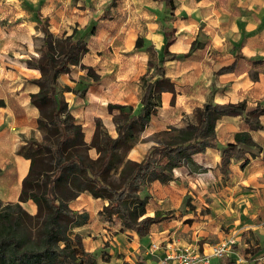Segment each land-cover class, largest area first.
Returning a JSON list of instances; mask_svg holds the SVG:
<instances>
[{"label": "rangeland", "instance_id": "1", "mask_svg": "<svg viewBox=\"0 0 264 264\" xmlns=\"http://www.w3.org/2000/svg\"><path fill=\"white\" fill-rule=\"evenodd\" d=\"M17 2L20 6L17 4L16 9L0 13V54L5 56L0 57V82H3L0 117L6 118L4 110L8 102L4 98H10L5 94V84L17 81L19 76L25 82L40 76L37 69L28 68L27 61L39 56L37 51L42 34L36 28L35 17L38 14L50 16L52 26L68 27L57 31L50 28V23L49 30L54 36H81L88 47L80 64L70 67V72L63 75L64 82L59 81V87L67 85L72 89L64 93V97H72L73 103L64 101L82 126L85 144L76 152L85 162L90 163L98 157L96 150L90 147L96 122L101 131L99 141L103 139L102 134L110 138L117 136L118 124L123 121L120 119L119 122L118 111H111L109 106L130 108L131 114L141 112V78L154 77V71L148 68L146 48L152 45L160 52L164 38L156 41L155 34L162 33L163 25L172 29L175 37L168 53L178 57L168 58L163 63L166 76L175 85V93L162 94L157 115L134 134L132 148L124 156L125 160L139 162L151 146L176 136L174 129L195 124L196 110L203 109L208 102H244L248 108L264 104V66L258 60L252 63L242 60L240 50L245 34L239 27L234 30L235 24L231 22L221 23L219 27L208 26L213 16L204 15L200 21L201 17L197 15L198 22L190 26V18L194 15L180 14L175 2L170 10L158 0ZM3 5L1 3L0 7ZM88 5L94 12H90ZM103 12L108 18L101 21ZM215 37L222 44L218 48L212 46ZM138 40L142 41V48H136ZM188 52L190 55L183 57ZM227 66H233L230 72L217 73ZM30 117L22 121L17 118L14 128L6 120L0 123V211L11 214L19 211L14 206L17 200L11 201L14 187L10 188L16 181L11 176L16 164L15 155L25 145V136L28 140L42 139L37 119L36 132H18L19 128L32 123L33 120H26ZM259 121L262 129L256 131L249 130L239 117L224 116L215 124L220 148L233 143L235 133L241 131H248L258 145L249 149L242 175L237 163H230L227 174L220 173L218 151L207 149L192 158L193 164L174 170V180L151 183L139 191V197L147 203L144 217L156 214L160 217V222L150 227L154 234L150 242L166 243L165 246L171 243L175 247L193 246L201 251L220 241L235 240L231 252L217 261L212 260L211 264H227L228 260L238 264H264V205L256 200L258 185L252 187L255 178L251 175L258 171V164L264 166V117ZM119 152L122 154V150ZM119 172L118 166L109 175L115 185L119 183ZM249 178L253 180H246ZM65 185L58 194L66 199L71 187ZM67 203L70 209L87 213L88 220L79 226L62 223L61 230L65 234L68 230L80 234L84 249L96 254L98 264H139L146 244L140 243L141 239L135 238L130 230L122 229L117 220L106 222L102 219L99 212L108 204L106 199L94 201L92 196L82 193ZM6 205L11 207H4ZM21 207L29 216L36 214V209L32 212L26 204ZM29 216H24L26 228L30 230L28 236L36 240L38 237L32 229L36 221ZM138 241L140 247L136 248Z\"/></svg>", "mask_w": 264, "mask_h": 264}, {"label": "trees", "instance_id": "2", "mask_svg": "<svg viewBox=\"0 0 264 264\" xmlns=\"http://www.w3.org/2000/svg\"><path fill=\"white\" fill-rule=\"evenodd\" d=\"M158 1L170 10L174 8V0ZM107 18L103 13L101 19ZM36 28L42 34L37 51L39 56L28 60L27 65L40 72L38 78L30 81L38 87V91L29 95V101L38 111L37 128L42 133V139L27 140L17 152L29 160L30 165L14 205L18 213L0 211V264H98L96 254L84 249L80 234L72 230L65 234L61 230L62 223L79 226L88 220L87 213L70 209L67 202L82 193L94 199H106L108 204L99 212L102 219L106 222L117 220L122 229L133 231L139 239H144L149 235L150 227L160 222V217L159 214L144 217L147 203L139 197L140 190L151 183L174 180V170L193 164L192 158L207 149L218 151V170L225 175L232 162H242L240 167L243 168L250 154L249 149L257 148L248 131L235 133L233 143L218 147L215 124L224 116L239 117L249 130H260L259 118L264 116V104L248 108L244 102H208L203 109L196 110L195 124L174 129L176 136L151 146L139 162L124 159L132 148L134 134L157 115L162 94L175 93V85L166 76L163 66L168 58L178 57L168 53L175 37L172 29L163 25L164 43L160 52L152 45L146 48L148 68L154 71V77L141 78V112L131 114L130 108L109 106L111 111H118L119 122L120 119L123 121L118 124L117 136L110 138L102 134L103 139L99 141L101 131L96 122L90 147L96 150L98 157L90 163L85 162L76 152L85 144L82 126L64 101V93L72 89L67 85L59 87L58 80L70 72V67L80 64L81 58L88 52L87 44L83 37L73 34L62 38L54 36L49 30L47 17L37 16ZM142 47V41L138 40L136 48ZM189 55L190 52L183 57ZM258 62L264 66V61ZM232 68L222 67L217 73H227ZM118 166L119 183L115 185L109 180V175ZM64 184L71 187L66 199L58 194ZM28 201L36 206L34 216L22 210L21 204ZM24 216L36 221L32 226L38 237L36 240L28 236L30 230L26 228Z\"/></svg>", "mask_w": 264, "mask_h": 264}, {"label": "crops", "instance_id": "3", "mask_svg": "<svg viewBox=\"0 0 264 264\" xmlns=\"http://www.w3.org/2000/svg\"><path fill=\"white\" fill-rule=\"evenodd\" d=\"M19 2H17V0H11V1L0 0V5L1 3H4V5L0 7V13L3 12V10H8V9L12 10L14 8L16 9L17 4L18 6H20ZM174 2L176 4L177 11L180 14L182 13L185 15H194L192 18H190V26H192L193 24L196 25V23L198 22L199 19H197V15L198 16L200 15L201 17L200 21L202 20L204 15L213 16V19L208 21V26H218L219 27V24L226 23V22H231V24H235V26L232 28L235 30L237 29L235 27H239V29L243 31L245 34V37L243 40V46L240 50L242 53V57H243L242 60L246 62H251V63L256 62V60L264 61V0H174ZM88 8L90 9V12H94L93 11L94 9L93 7H91V5H88ZM37 16H39V14ZM37 16L35 17V24H36ZM41 17H47V15L41 16ZM47 18L49 19V24L51 23V26L49 25L50 28L53 27L57 31L60 28H62L63 30L68 28L66 26L61 27L60 24L59 25L54 24V26H52L53 24L50 21L51 19L50 16ZM100 20L103 21L101 17H100ZM238 21L241 22L240 25H238ZM62 24H64V22ZM162 37H163L162 33L155 34L156 41L158 40L161 41ZM216 37L213 40L212 46L218 48V46L219 45L221 46L222 44L219 42V40ZM240 37H241V34H240ZM257 55H258V58L256 57ZM0 57H5V56L0 54ZM17 62L21 66L20 61L18 59H17ZM221 66L223 65H220L219 67ZM27 73H30V70L29 71L27 70ZM20 77L21 76L18 77L19 79L17 81L11 80L8 84H5V88H6L5 94L9 95L10 98L8 99L4 98L8 102V105L4 110L7 116L6 118L0 117V123L6 120V122L9 125H13L11 126V128H14L17 125V118L19 119V121H22L25 119V117L31 116L30 118L26 120H33L32 123L30 125L23 126L18 129V132H20L21 134H29L32 131L36 132V129H35L36 119L38 117L37 109L30 105L29 95L36 93L38 91V87H36V85H33L30 82L23 81L22 79H20ZM60 80H62L61 82H64L63 75L60 76L58 82ZM260 80H262V77H260ZM2 83L0 82V91H1ZM64 99L66 101H70L71 104L73 103L72 97H66V98L64 97ZM24 139L28 140L29 138L25 136ZM23 143L25 144V142ZM217 155H218L217 159H218V165H219L220 163L219 153ZM14 161L16 164L14 165L15 166L14 173H11V176L16 181L14 182L13 186H10V188L14 187V192H13L14 196L11 201H15L18 199V195H19L20 188H21V182L23 178L26 176L28 169H29V165H30L29 160L21 156H18L17 154L15 155ZM241 163L242 162L237 163L239 164V167ZM232 164L235 165L236 163L232 162ZM244 168L245 166L243 168L240 167L241 175L243 174L241 170H243ZM3 172L5 173V171ZM251 175L254 176L253 179L255 178L254 181L257 183L256 184L254 182L252 184V187H254L255 185L256 186L258 185V189L256 188L257 194H258L256 196V200L258 199V203L260 205L262 204L264 205V166L258 164V171H254ZM253 179L249 178L246 180L251 182V180ZM93 200L99 201L100 199L93 198ZM25 204L28 205L29 209L32 212L35 211L36 207L35 209L32 208L33 203L31 201L24 203V205ZM133 233H134V237L135 238L137 237V239H139L136 233L135 232ZM152 236H154V234H152L150 231L149 235L146 238L141 239L140 243H145L146 246L143 248L142 254H140L141 259L139 261V264H155L158 258L161 257L162 253L164 252L165 245L167 244L165 243L161 245V243L160 244L158 243L157 245L159 247V250L155 251L154 253H149L151 244L155 243L153 241L150 242V239L152 238ZM140 243L138 241V243L136 244L137 246L136 248L140 247L139 245ZM168 244L175 247V244H171V243H168ZM213 260L217 261L218 259H213ZM229 262H235V261L228 260L227 264ZM235 263L238 264L237 262Z\"/></svg>", "mask_w": 264, "mask_h": 264}, {"label": "built area", "instance_id": "4", "mask_svg": "<svg viewBox=\"0 0 264 264\" xmlns=\"http://www.w3.org/2000/svg\"><path fill=\"white\" fill-rule=\"evenodd\" d=\"M235 240L220 241L214 245L199 250L197 247L165 246L162 256L155 264H210L213 259H220L231 252ZM159 250L157 244L150 246L149 253Z\"/></svg>", "mask_w": 264, "mask_h": 264}, {"label": "bare ground", "instance_id": "5", "mask_svg": "<svg viewBox=\"0 0 264 264\" xmlns=\"http://www.w3.org/2000/svg\"><path fill=\"white\" fill-rule=\"evenodd\" d=\"M32 208L35 209V205L34 204L32 205Z\"/></svg>", "mask_w": 264, "mask_h": 264}]
</instances>
